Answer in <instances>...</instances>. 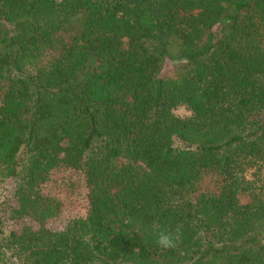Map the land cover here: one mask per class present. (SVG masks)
Returning a JSON list of instances; mask_svg holds the SVG:
<instances>
[{"label":"trees","instance_id":"1","mask_svg":"<svg viewBox=\"0 0 264 264\" xmlns=\"http://www.w3.org/2000/svg\"><path fill=\"white\" fill-rule=\"evenodd\" d=\"M9 181L0 264H264V0H0Z\"/></svg>","mask_w":264,"mask_h":264},{"label":"rangeland","instance_id":"2","mask_svg":"<svg viewBox=\"0 0 264 264\" xmlns=\"http://www.w3.org/2000/svg\"><path fill=\"white\" fill-rule=\"evenodd\" d=\"M177 113L180 114L183 111H177ZM71 178V183H67L68 178L65 172L52 173L49 182L42 189L45 194L52 195L61 202L59 216L45 223V226L51 230H59L67 218L81 217L85 213V189L81 185V178L78 174H73ZM13 192L14 183L12 181L0 183V216L9 207L14 206ZM23 225L37 227L35 223L25 218L19 222H12L10 228L17 230Z\"/></svg>","mask_w":264,"mask_h":264},{"label":"clouds","instance_id":"3","mask_svg":"<svg viewBox=\"0 0 264 264\" xmlns=\"http://www.w3.org/2000/svg\"><path fill=\"white\" fill-rule=\"evenodd\" d=\"M181 229L177 227L174 231L169 229H159L156 233V244L163 249H172L178 246ZM87 242V237L85 238Z\"/></svg>","mask_w":264,"mask_h":264}]
</instances>
